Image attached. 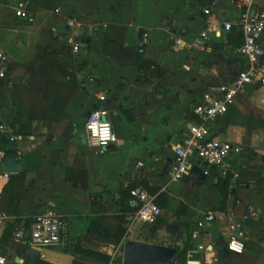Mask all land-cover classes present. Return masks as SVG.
I'll list each match as a JSON object with an SVG mask.
<instances>
[{"label": "crops", "instance_id": "crops-1", "mask_svg": "<svg viewBox=\"0 0 264 264\" xmlns=\"http://www.w3.org/2000/svg\"><path fill=\"white\" fill-rule=\"evenodd\" d=\"M208 3L0 0V46L4 49L0 48L9 54L8 75L0 87V115L16 126L19 137L11 142L0 135L7 154L0 170L9 160L22 166L5 184L0 206L27 218V235L35 216L46 208L70 221L66 242L40 248L17 242L11 220L0 225V255L6 257V264H23L29 247L40 255H31L27 264H105L85 250L115 254L122 261L127 238L172 246L177 254L187 243L185 264H264L263 86H247L228 112L208 125L211 137L242 147L231 168L238 176L234 178L228 170L233 193L225 203L220 181L226 176L220 168H214L205 181L193 172L181 180L170 176L175 148L191 136L192 126L202 123L195 110L204 94H216L220 84L233 80L244 67L236 49L243 42L240 9L231 2L220 1L209 42L204 48L196 45L206 28L203 7ZM256 3L264 8V0ZM17 8L27 16L17 15ZM73 17L81 22L71 32L82 43L78 52L65 40ZM223 21L232 22L229 32L220 29ZM97 27L106 28L95 31ZM145 33L148 42L142 45ZM261 41L264 45V35ZM112 42L142 48L148 67L127 61L118 49H112L116 55L104 51ZM95 108L108 110L107 119L118 139L104 148L91 146L86 135L85 124ZM70 167L84 169L87 188L74 187L67 180ZM195 167L201 168L199 163ZM130 185L150 194L149 189L156 190L152 194L156 200L165 196L167 204L160 206L165 224L120 223L122 193ZM237 198L249 203V211L255 214L245 224L236 213L245 232L242 255L227 249V222L198 226L207 212L225 210L222 205L233 209ZM97 217V231L107 228L113 234L119 224L126 228L120 245L88 231Z\"/></svg>", "mask_w": 264, "mask_h": 264}, {"label": "built area", "instance_id": "built-area-1", "mask_svg": "<svg viewBox=\"0 0 264 264\" xmlns=\"http://www.w3.org/2000/svg\"><path fill=\"white\" fill-rule=\"evenodd\" d=\"M220 1L231 2L238 6L240 15L238 24L243 34V42L236 49L239 55L244 58V67L228 83H222L217 88V93L207 92L202 101L196 106V114L202 123L192 126L191 136L184 144L175 148V160L172 163L170 176L172 180H181L192 174V168L199 163L201 171L206 176H212L214 168H220L222 176L228 175V170L234 167V157L242 152V147L228 141L220 140L209 135L208 125L214 122L219 116L228 112L235 97L243 90L254 84L264 87V45L262 37L264 35V8L257 5V0H209L203 7L206 28L202 31L197 46L204 48L210 40V33L215 30V9ZM56 12L60 8H56ZM19 16H27L21 9H16ZM81 26L80 20L73 17L68 21V34L65 36L66 43L71 45L73 51L78 52L82 48V43L78 42L72 30ZM221 30L230 31L232 22L223 21L219 23ZM104 27L103 29H105ZM102 27L95 28V31H102ZM148 34H144L142 45L147 44ZM179 44L180 39L176 40ZM9 55L0 48V87L7 78L9 67ZM108 110L104 108L93 109L87 118L85 130L88 142L91 146L104 148L117 142V135L113 131L112 125L107 119ZM94 125V127H93ZM107 128L108 138H103V131ZM0 135L7 137L11 142L18 140L17 128L10 122L4 120L0 115ZM0 142V163L6 158V151ZM196 159V162L194 161ZM141 165H144L140 162ZM232 170V169H231ZM233 176L238 173L234 170ZM12 172L6 168L0 170V198L5 184L10 180ZM129 201L130 211L126 213L125 220L132 226L137 221H144L154 224L162 214V208L156 202V196L146 190L133 188ZM255 216L254 213L243 216L245 221L248 217ZM13 222V238L17 242H23L35 247H49L61 245L69 238L70 221L67 217L53 208H46L35 216L30 225L29 235H27L28 220L25 217L13 215L2 209L0 206V225H5L7 221ZM215 221H225L229 225V240L227 249L232 254H243L246 249L244 227L238 221L233 211L215 210L205 213L199 220L198 226L204 227L206 224ZM130 228V227H129ZM236 245V247H232ZM203 248V246H200ZM236 248L240 250L237 251ZM112 254L111 260L107 264H123ZM6 257L0 255V264H6Z\"/></svg>", "mask_w": 264, "mask_h": 264}, {"label": "trees", "instance_id": "trees-1", "mask_svg": "<svg viewBox=\"0 0 264 264\" xmlns=\"http://www.w3.org/2000/svg\"><path fill=\"white\" fill-rule=\"evenodd\" d=\"M116 46V47H114ZM2 47V46H0ZM3 48V47H2ZM1 48V49H2ZM118 49V55L121 57H124L127 61L140 65V67L144 68L146 67L144 64V59H143V50L140 47H124L122 42L121 43H117L114 44V42H112L111 44H109L108 48L104 46V51H106L107 53H109L110 55H116L114 53V50L112 49ZM4 49V48H3ZM6 49V48H5ZM9 50V48H8ZM11 50V48H10ZM7 51V50H5ZM9 55V54H8ZM148 67V65H147ZM146 67V68H147ZM242 70V69H241ZM68 72V71H67ZM240 72V70H239ZM238 72V73H239ZM69 73V72H68ZM163 72L161 71L160 74H162ZM75 89H70L73 93L76 90V87H74ZM7 155V154H6ZM7 159V157H6ZM229 177L230 175L226 176V180L223 182L220 181V183L223 184V188H224V200L223 202L225 203L227 201V195L232 194L233 192L230 191L229 189ZM67 180L70 181V183L75 187V186H81L83 188H87V179H86V172L84 171V169H78V168H74V167H70L67 170ZM135 188L134 185H130L128 188L123 190V197H122V203H123V212L122 215L119 217V221L120 223L123 225L124 223H126L125 220V216L126 213L128 211H130V206H129V201L131 198V190ZM150 192L152 194H155L157 191L153 190L152 188L149 189ZM162 201L157 199L156 202L157 204H160V206H166L167 201L164 195H162ZM222 202V203H223ZM223 209L227 210V211H233L235 214H240L241 216H245L247 214L250 213V204L246 203L245 201H240L238 198L235 199L234 202V206L233 209H228L226 208V205H222ZM99 217L95 218L92 223L89 225V229L88 231L90 233H95L98 228H99ZM251 217H248L244 222L245 224H250L251 222ZM158 224H165L167 222V220L159 217L158 220L156 221ZM121 224H119L115 231L113 232V234L111 233V231L109 229L106 228V230L104 232L101 231H97L100 235H103L107 240L109 241H113L115 244L120 245L125 237V233H126V228L121 226ZM114 236V237H113ZM113 237V239L111 238ZM187 243H185V247L179 248L178 249V254H177V258H176V264H185L186 262V258H187ZM85 253L93 258L99 259L101 261H103L105 264L109 263V261L111 260V256L107 255V254H102V253H98V252H94L91 250H85ZM244 254V253H243ZM236 255H242V254H236ZM117 260L121 261L120 257H116Z\"/></svg>", "mask_w": 264, "mask_h": 264}, {"label": "water", "instance_id": "water-1", "mask_svg": "<svg viewBox=\"0 0 264 264\" xmlns=\"http://www.w3.org/2000/svg\"><path fill=\"white\" fill-rule=\"evenodd\" d=\"M84 143L86 135L83 134ZM20 164L14 160L7 162V170L16 172L20 169ZM193 173H199V179L205 181L207 176L200 168L193 167ZM40 255V251L34 247H29L23 255L24 262L27 264L31 255ZM177 249L172 246L161 245L152 242L140 241L127 238L123 244L122 263L123 264H176Z\"/></svg>", "mask_w": 264, "mask_h": 264}, {"label": "clouds", "instance_id": "clouds-1", "mask_svg": "<svg viewBox=\"0 0 264 264\" xmlns=\"http://www.w3.org/2000/svg\"><path fill=\"white\" fill-rule=\"evenodd\" d=\"M94 127V125H93ZM103 138L106 140L108 138V131H107V128L105 127L104 131H103ZM232 247H236V245H232ZM237 251H239L240 249L239 248H236Z\"/></svg>", "mask_w": 264, "mask_h": 264}]
</instances>
